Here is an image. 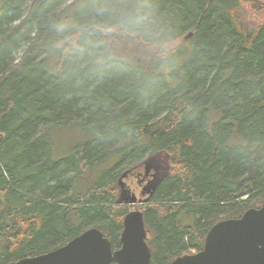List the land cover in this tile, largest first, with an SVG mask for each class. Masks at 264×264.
I'll list each match as a JSON object with an SVG mask.
<instances>
[{"label":"trees","instance_id":"16d2710c","mask_svg":"<svg viewBox=\"0 0 264 264\" xmlns=\"http://www.w3.org/2000/svg\"><path fill=\"white\" fill-rule=\"evenodd\" d=\"M241 1L264 11L257 0H0V264L93 226L117 248L127 211L114 177L138 154L168 157L140 210L150 264L260 206L264 24L245 22ZM102 2L136 15L97 16ZM56 130L78 137L67 155L53 152Z\"/></svg>","mask_w":264,"mask_h":264},{"label":"water","instance_id":"95a60500","mask_svg":"<svg viewBox=\"0 0 264 264\" xmlns=\"http://www.w3.org/2000/svg\"><path fill=\"white\" fill-rule=\"evenodd\" d=\"M124 175L125 172L119 180ZM156 184L152 180L141 194L150 197ZM147 200L146 197L139 202ZM146 235L143 213L130 210L122 219L120 246L116 249H112L102 230L93 226L58 247L3 264H150ZM169 264H264V201L258 207L245 209L238 217L218 220L206 231L201 249L178 255Z\"/></svg>","mask_w":264,"mask_h":264},{"label":"rangeland","instance_id":"374dc122","mask_svg":"<svg viewBox=\"0 0 264 264\" xmlns=\"http://www.w3.org/2000/svg\"><path fill=\"white\" fill-rule=\"evenodd\" d=\"M261 4H264V0H257ZM242 9H243V20L245 22H248L250 24L254 25H259V24H264V11H256L251 7L250 2H244L241 1ZM189 33L183 35L182 37L178 38L173 42V44H181L185 42L186 40L189 39ZM75 131L71 130L70 132H66V130L63 131H53V138L55 140V146L53 148V152L55 156H64L69 153V149L74 145L75 141L78 139L76 134H74ZM0 133V137H1ZM128 139L123 140L122 142L128 141ZM139 154L137 157L133 158L131 161L136 162L134 165L131 167L129 160L125 161L128 162L126 165H122L120 169L117 171L115 174V184H114V189L116 191V200H119V204L122 205L121 207H124V209L128 212L130 210H142L143 207L146 206L150 202V200L147 203H141L137 200L135 202L130 201L129 199L125 200L124 197H128L129 193L125 192L124 189H122L120 183L118 182L119 177L121 176V173L124 171H131L133 173H138L141 171H144L145 169L149 170L150 173H154L156 168L161 169V166L166 165L168 163V157L164 153H159L155 155H150L143 159L142 161H139L138 159ZM114 160H111L113 162ZM104 168V165L100 166V168L94 173V176H98L102 169ZM94 177V178H96ZM123 182V180H121ZM139 191L136 190V194ZM124 193V194H123ZM264 201V200H263ZM262 201V202H263ZM136 203V204H135ZM124 217V216H123ZM144 218V217H143ZM123 219V218H122ZM122 229V228H121ZM147 234V230H146ZM147 238V235H146ZM193 251H190L192 253Z\"/></svg>","mask_w":264,"mask_h":264},{"label":"flooded vegetation","instance_id":"af4514ba","mask_svg":"<svg viewBox=\"0 0 264 264\" xmlns=\"http://www.w3.org/2000/svg\"><path fill=\"white\" fill-rule=\"evenodd\" d=\"M124 172L125 175L123 176L124 179L121 185H123L122 189L125 188L124 191L129 193V196L127 198H135L137 201H139L148 197L146 194H141V191L147 190V184L152 181L151 179L154 173H150V171L147 169H145L144 173L142 171L133 173L129 170ZM136 190L139 191L137 194Z\"/></svg>","mask_w":264,"mask_h":264},{"label":"clouds","instance_id":"9594fccd","mask_svg":"<svg viewBox=\"0 0 264 264\" xmlns=\"http://www.w3.org/2000/svg\"><path fill=\"white\" fill-rule=\"evenodd\" d=\"M95 13L97 16L118 19L121 22L129 21L136 15L134 12L118 3L108 2L99 3L95 9ZM65 27L64 24L56 25L58 31H63Z\"/></svg>","mask_w":264,"mask_h":264}]
</instances>
